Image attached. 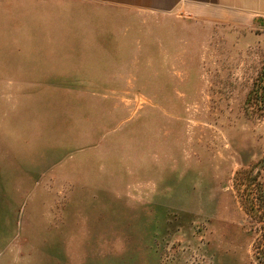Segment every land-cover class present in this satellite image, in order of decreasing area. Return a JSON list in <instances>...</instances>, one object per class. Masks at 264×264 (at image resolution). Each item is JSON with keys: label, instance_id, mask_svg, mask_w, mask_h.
I'll return each instance as SVG.
<instances>
[{"label": "rangeland", "instance_id": "obj_1", "mask_svg": "<svg viewBox=\"0 0 264 264\" xmlns=\"http://www.w3.org/2000/svg\"><path fill=\"white\" fill-rule=\"evenodd\" d=\"M25 9L0 0V264H264L233 188L264 186V0L107 9L104 60L81 13Z\"/></svg>", "mask_w": 264, "mask_h": 264}, {"label": "crops", "instance_id": "obj_2", "mask_svg": "<svg viewBox=\"0 0 264 264\" xmlns=\"http://www.w3.org/2000/svg\"><path fill=\"white\" fill-rule=\"evenodd\" d=\"M240 2V0H238ZM235 0H5L7 6H17L20 12L27 14L29 8L33 9V18L37 23L36 28H44L51 30H64L68 28V22L74 19V13H81L82 20L86 26L88 38L87 44L92 46L91 53L97 56L85 57V59L104 60L105 54V16L107 9L115 12L138 13L147 15H175L181 14L195 9L205 7L230 8L234 7ZM6 7V6H5ZM24 8V10L22 9ZM26 19L30 15L25 16ZM39 20H43L39 22ZM10 22V20H8ZM88 24H86V22ZM5 25V29L12 31L15 29L25 28L19 24ZM39 22V23H38ZM82 27V26H81ZM101 30V31H100ZM15 34V33H14ZM50 37H57L56 32H50ZM22 37V36H20ZM42 41H35L41 43ZM52 42V41H50ZM111 46L112 53H115L116 46L120 45L117 41L108 43ZM97 47V48H96ZM39 60H49L47 57H39ZM69 59V57H62Z\"/></svg>", "mask_w": 264, "mask_h": 264}, {"label": "trees", "instance_id": "obj_3", "mask_svg": "<svg viewBox=\"0 0 264 264\" xmlns=\"http://www.w3.org/2000/svg\"><path fill=\"white\" fill-rule=\"evenodd\" d=\"M233 188L244 214L257 225L259 237L254 249L264 263V186L259 173L252 177L250 169L237 171L233 177Z\"/></svg>", "mask_w": 264, "mask_h": 264}]
</instances>
